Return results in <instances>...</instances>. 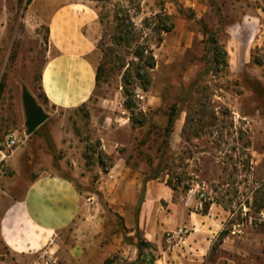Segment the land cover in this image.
Segmentation results:
<instances>
[{"label": "rangeland", "instance_id": "1", "mask_svg": "<svg viewBox=\"0 0 264 264\" xmlns=\"http://www.w3.org/2000/svg\"><path fill=\"white\" fill-rule=\"evenodd\" d=\"M75 1L98 8L95 59L106 51L107 63L91 99L65 110L41 90L54 0H0V148L11 155L0 220L40 176L69 179L81 196L53 250L19 255L0 238V264H264V0ZM159 13L172 31L159 34ZM117 15L136 26L131 47L116 43ZM138 44L156 67L148 90L131 87L133 122L123 76L136 74ZM24 88L49 115L31 135Z\"/></svg>", "mask_w": 264, "mask_h": 264}, {"label": "crops", "instance_id": "2", "mask_svg": "<svg viewBox=\"0 0 264 264\" xmlns=\"http://www.w3.org/2000/svg\"><path fill=\"white\" fill-rule=\"evenodd\" d=\"M45 12L49 55L41 73V90L51 105L77 109L91 99L97 86L95 57L103 33L99 10L87 1L54 0ZM10 158L0 148V164ZM80 209L81 196L73 182L59 175L40 176L5 210L0 238L15 254L51 251Z\"/></svg>", "mask_w": 264, "mask_h": 264}, {"label": "trees", "instance_id": "3", "mask_svg": "<svg viewBox=\"0 0 264 264\" xmlns=\"http://www.w3.org/2000/svg\"><path fill=\"white\" fill-rule=\"evenodd\" d=\"M117 20V36H116V43L117 45L121 46H127L131 47L134 42L137 41V29L134 23L130 18L121 19L119 15L116 16ZM155 20L157 21V30L159 34L167 33L173 30L174 23L172 22V18L170 15L166 13H159L156 15ZM161 39L159 40L160 44ZM135 58L138 60V63L136 64V74L133 76L129 71H127L123 76L124 81V89L125 93L127 95V99L125 101V107L131 111V120L134 116L133 111V101L131 99V96L133 95L131 87L135 84V80H138L140 84L143 86L144 90H148L149 86L151 85L152 79L150 76V71H153L156 67V58L153 55L152 50H149L147 47L138 44L135 49ZM104 60L103 62L97 67V74H96V80L97 84L101 80L103 74L105 73V65H106V51L104 52ZM135 64V63H134ZM4 89V83L1 81L0 84V99L2 96V92ZM179 114V110H177V106H172L168 115V122H167V133L171 132L173 130V127L175 125V122L177 120V116ZM141 115V121L145 119V115L143 113H140ZM166 147L168 145L166 144ZM165 152L160 153V156L158 157L160 162H164ZM160 171L157 169L154 173V176L152 178H157L159 176ZM207 208L205 210L206 214ZM138 249H139V255L137 260L134 263L140 262L142 258V243H138Z\"/></svg>", "mask_w": 264, "mask_h": 264}, {"label": "water", "instance_id": "4", "mask_svg": "<svg viewBox=\"0 0 264 264\" xmlns=\"http://www.w3.org/2000/svg\"><path fill=\"white\" fill-rule=\"evenodd\" d=\"M23 104L26 134L31 135L48 120L49 115L26 88L23 89Z\"/></svg>", "mask_w": 264, "mask_h": 264}, {"label": "built area", "instance_id": "5", "mask_svg": "<svg viewBox=\"0 0 264 264\" xmlns=\"http://www.w3.org/2000/svg\"><path fill=\"white\" fill-rule=\"evenodd\" d=\"M16 144H17V139L14 136L9 137L8 142H7V146L9 148H12V147L16 146ZM1 175H2V171L0 168V178H1Z\"/></svg>", "mask_w": 264, "mask_h": 264}]
</instances>
